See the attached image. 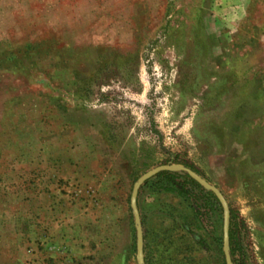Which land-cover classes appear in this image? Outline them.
<instances>
[{
	"label": "rangeland",
	"instance_id": "1",
	"mask_svg": "<svg viewBox=\"0 0 264 264\" xmlns=\"http://www.w3.org/2000/svg\"><path fill=\"white\" fill-rule=\"evenodd\" d=\"M160 165L264 264V0H0V264H136ZM180 183L138 190L143 263L224 264L219 204Z\"/></svg>",
	"mask_w": 264,
	"mask_h": 264
},
{
	"label": "water",
	"instance_id": "2",
	"mask_svg": "<svg viewBox=\"0 0 264 264\" xmlns=\"http://www.w3.org/2000/svg\"><path fill=\"white\" fill-rule=\"evenodd\" d=\"M173 171H182L187 174V176L193 180L196 184H198L202 189L206 191H210L218 202L221 209V251L223 255L224 264H232L230 261V257L228 254V218H229V209L228 205L219 192L217 188L213 185H210L204 179L199 177L193 171L180 166V165H160L154 167L145 173L141 174L135 182L132 184L130 195H129V207L132 213V219L134 223V232H135V260L136 264H144L143 263V237H142V229L140 225L139 214L136 207V197L139 188L150 178L154 177L159 172H173Z\"/></svg>",
	"mask_w": 264,
	"mask_h": 264
},
{
	"label": "trees",
	"instance_id": "3",
	"mask_svg": "<svg viewBox=\"0 0 264 264\" xmlns=\"http://www.w3.org/2000/svg\"><path fill=\"white\" fill-rule=\"evenodd\" d=\"M178 180L190 183L191 185L199 188L205 195L211 197L214 202L218 205V202L210 191L202 189L198 184L191 180L185 172L182 171L159 172L152 179L146 181L143 186L149 185L151 189H154L158 193H173L181 184ZM228 209V254L231 263L236 264L234 255L235 252L239 250V239L238 234L236 233L233 214L229 207Z\"/></svg>",
	"mask_w": 264,
	"mask_h": 264
}]
</instances>
